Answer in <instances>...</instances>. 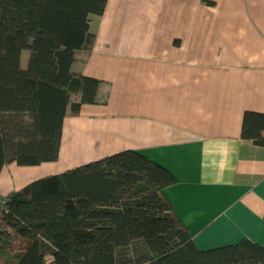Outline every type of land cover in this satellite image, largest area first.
Wrapping results in <instances>:
<instances>
[{
    "label": "crops",
    "instance_id": "obj_1",
    "mask_svg": "<svg viewBox=\"0 0 264 264\" xmlns=\"http://www.w3.org/2000/svg\"><path fill=\"white\" fill-rule=\"evenodd\" d=\"M89 29L70 70L100 80L99 102L67 110L56 160L5 164L0 195L134 149L175 176L164 192L197 248L264 245V147L240 135L264 113V0H107Z\"/></svg>",
    "mask_w": 264,
    "mask_h": 264
},
{
    "label": "trees",
    "instance_id": "obj_2",
    "mask_svg": "<svg viewBox=\"0 0 264 264\" xmlns=\"http://www.w3.org/2000/svg\"><path fill=\"white\" fill-rule=\"evenodd\" d=\"M106 1L0 0V171L56 160L67 110L99 102L100 80L70 66ZM263 133L264 113L245 110L241 138L264 147ZM175 180L125 149L0 195V264H264L247 238L197 248L164 192Z\"/></svg>",
    "mask_w": 264,
    "mask_h": 264
},
{
    "label": "rangeland",
    "instance_id": "obj_3",
    "mask_svg": "<svg viewBox=\"0 0 264 264\" xmlns=\"http://www.w3.org/2000/svg\"><path fill=\"white\" fill-rule=\"evenodd\" d=\"M29 51L28 50H23L20 55V64L22 67L26 66L27 59H28Z\"/></svg>",
    "mask_w": 264,
    "mask_h": 264
}]
</instances>
